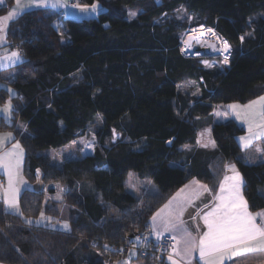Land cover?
<instances>
[{"label": "trees", "instance_id": "obj_1", "mask_svg": "<svg viewBox=\"0 0 264 264\" xmlns=\"http://www.w3.org/2000/svg\"><path fill=\"white\" fill-rule=\"evenodd\" d=\"M13 3L0 4V15ZM78 4L101 9L84 19L34 9L8 30L10 45L25 52L14 80L0 70V105L10 100L13 107L9 119L0 115V132H14L26 153L25 174L33 184L40 177L42 188L23 191L21 214L0 205V263L108 264L125 261L136 247L135 259L162 264L155 248L153 255H142L134 237L147 234L155 211L191 178L216 190L226 161L244 178L250 210L263 209L264 161L247 162L237 142L245 129L234 119L212 125L217 144L212 155L181 148L196 143L203 128L197 120L209 117L216 105L264 95V0ZM180 11L194 21L177 18ZM202 24L231 45L222 71L201 64L203 58L220 57L182 53V33ZM90 127H96L98 139L92 154L60 167L44 154ZM113 130L122 134L115 144ZM131 172L158 190L136 195L127 185ZM81 183L94 192L81 196ZM58 195L69 207L70 230L27 221L41 213L59 217Z\"/></svg>", "mask_w": 264, "mask_h": 264}, {"label": "snow or ice", "instance_id": "obj_2", "mask_svg": "<svg viewBox=\"0 0 264 264\" xmlns=\"http://www.w3.org/2000/svg\"><path fill=\"white\" fill-rule=\"evenodd\" d=\"M16 7L9 11L7 16L0 17V40L5 38V29L9 22L17 19L24 14V10L28 7H68L64 0H31L30 4L21 7V0H14ZM5 0H0V4H4ZM74 7L81 11H89L88 6L75 4ZM99 6L93 4L91 12H97ZM59 27V25H57ZM211 31V30H209ZM189 40L199 39V37H189ZM243 40V37H241ZM216 51L214 45H208ZM225 53L230 51L227 41L223 42ZM10 63L15 64L17 61L22 62L20 54L13 52L11 56L5 57ZM228 62V56L225 55V63ZM0 62V67H3ZM211 67V65H207ZM231 113L243 123L248 125L249 135L241 137V145L244 150H248L253 146L257 139L264 138V97L259 100L252 101L247 105L238 104L228 105ZM8 113L9 117L13 111L11 101L2 110ZM218 116H228V112H218ZM256 129V131H254ZM207 131H211L210 129ZM11 137H0V148H3L6 141ZM171 141H169L170 143ZM257 152L264 153V147H256ZM23 150L18 143L14 144L12 149L6 152H0V168L4 169L8 176V186L4 190V203L8 209L19 212V188L17 177L22 163ZM227 171L223 181L219 185V192L214 197V203L208 207L209 210L201 217L207 231L199 238L192 235L191 232L183 226L181 219L184 208H186L195 198L202 192H210L207 185L200 184L199 181H193L192 185L182 188L169 202L156 213L152 218V230L156 233L157 239H160L164 232L182 233L180 240L184 244L183 256L190 261L193 253L199 252L200 260L203 264H225L226 260H232L237 256H247L252 254L264 255V212L253 214L249 210L248 202L243 195V178L234 165L227 166ZM195 186V188H193ZM186 189H188L186 191ZM195 193V196L193 195ZM261 218V222L257 223V218ZM43 219V214H41ZM64 229L70 230L69 225L65 223ZM173 240H177V236H172ZM180 241H178L179 243ZM107 247V245L105 246ZM180 250L173 245L172 253L169 255L171 264H179L173 258L179 255ZM264 264V259L260 261Z\"/></svg>", "mask_w": 264, "mask_h": 264}, {"label": "crops", "instance_id": "obj_3", "mask_svg": "<svg viewBox=\"0 0 264 264\" xmlns=\"http://www.w3.org/2000/svg\"><path fill=\"white\" fill-rule=\"evenodd\" d=\"M69 1L70 0H64V2L67 3V5H68ZM6 2H7V0H5V3ZM30 3H31V0H21V7L23 8L25 5L30 4ZM81 6L83 7L84 5H81ZM91 6H88L89 11L84 12V11H81L79 8H76L74 6L71 7L69 5L66 8H63V7H56V8H54V7L51 6V3H49V6L48 7H35V6L28 7V8H26L24 10V13L27 12V11L34 10V9H50L51 11H54V12L56 11V12L63 13V15L65 17H71V18H76V19H84V18L96 16L99 13L100 9H101L100 5H98L99 6L98 11L97 12H91L90 11ZM15 7H16V5H15V2H14L13 5L9 8V10L5 14L0 15V17L7 16L8 13H9V11L12 10V9H14ZM15 20H13V21H15ZM13 21H11V22L8 23V25H7L6 29H5V34H4L5 38L3 40H0V62H2L3 65H4L3 67H0V70H5V72L2 75H3V77L5 79L6 78H9L10 81L14 80V78H15L14 75H15V72H16V68L15 67H17L19 65V63H20V61H17L15 64H12L8 60L4 59L5 57L11 56V54L13 52H17L12 47V45H10L9 39H8V30H9L10 25L13 23ZM20 57L22 59V56L21 55H20ZM0 87H2V81H0ZM260 97H264V95H262ZM260 97L256 98L255 100L259 99ZM9 101L10 100H8L5 104L0 105V115H2L6 119H9L10 117H9L8 113L3 112L2 110L7 106V104H8ZM217 110L223 111L222 104L216 105L215 108H214V110H213V112H212V114L209 117H206V118H202V119H198L197 120V122L201 126H203V128L200 129L199 132H198L196 143L193 146H190L188 148L185 147L192 154H195V153L201 151L203 153V156H209V155H212L213 152L216 151L217 144H216V142H215V140L213 138V135H212V125L214 123H217V122H225V121H227L229 119H233L235 117L231 113H229L228 116H226V117L223 116L221 118V116H218L217 115ZM235 120L240 125H242V120H238L236 117H235ZM243 125H245V124H243ZM209 129L211 130L210 132L207 131ZM244 129H245V132L243 134L237 136V142H238V144L240 145V147L242 149H243V147L241 145L240 138L241 137H247L249 135V133H246L247 132L246 128H244ZM8 136H10L11 138L6 141V143H5V145H4L3 148H0V152L9 151V150L12 149V147H13L14 144L18 143L20 145V147L22 148V150H23L22 163H21V166H20V169H19V171H20L23 167H25V165H27L26 164V153H25V150H24L23 146L21 145V143L19 142V140L15 137L14 132H12V131H3V132H0V137H8ZM256 147H264V138L255 140L254 143H253V146L251 148H249L248 150H244L243 149V151L245 152V158H246V160H247L248 163L256 164V163H260V162H263L264 161V153L257 152L255 150ZM229 165H234L235 168L238 170V168H237V166H236L235 163H233L231 161H226L225 164H224V172H223V174H222V176H221V178L219 180V183H218V186H217V189L216 190H213L211 188L209 182H206L204 180H200L198 178L193 177L188 182H186L183 186H181L179 189H177L176 191H174L173 194L170 196V198L158 210H156L155 213L150 218L149 224H148V232H147V235L149 236V238H151L152 240H154L157 237L156 233L152 230V223H153L152 218H153V216H155L157 212H159L162 208H164V206L166 204H168V202L178 192H180V190L182 188H186V186L192 185V182L193 181H199L200 184L207 185V187L211 191L210 192H202L198 196H195V193H193V195L195 196V198L192 199L191 203L186 208H184L183 215H182L181 219L183 221V226L185 228H187V230L189 232H191L194 237L199 238L201 235H203V233L207 231V228L204 225V222H203L202 218L200 219V221H201V223L203 224V227H204L203 228V231H201L199 229V227H197L196 223H195V225H196V231H192L189 227H187V225L185 224V222L183 220L184 214H185V212L187 211V209L189 207H191L196 201H198L199 199L205 197L206 195H209L211 197L208 205L211 206L214 203V197L219 192V185H220V183L223 181V178H224V176L226 174H230L227 171V166H229ZM238 172L240 173L239 170H238ZM240 175L243 178V176H242L241 173H240ZM17 180H18V188H19V200H20V197H21L23 191L25 189H27V186L29 187L30 181L27 178L26 174L21 173V171L19 172V175L17 177ZM144 181H149V184H153V182H151L150 180H144ZM243 181H244V178H243ZM0 182H1V184H0V205L3 207V209L5 211L12 212V213H15V214H21L22 212H21L20 202H19V212L15 211V210H12V209H8L7 205L4 203V190L7 189V186H8V176H7V173L5 172V170L2 169V168H0ZM244 184H245V181H244ZM244 184H243V195H244ZM193 188H195V186H193ZM157 190L158 189H156L155 191H157ZM187 190L188 189H186V191ZM260 192H262L264 194V186H262L260 188ZM208 210H209V208L204 206L202 208V211H201V217ZM249 210H250V208H249ZM251 212L253 214H257V213H260V212H264V208L261 209V210H259V211H256V212H253V211H251ZM28 222L31 223V221H28ZM260 222H261V218L258 217L257 218V223H260ZM50 227H52V226H50ZM52 228H54V227H52ZM55 228H59V226H56ZM162 234H167V235H171V236L176 235L177 236L176 246L180 250V254L179 255H174L173 258L175 260H177L179 262V264H203V261L200 260L199 252L198 251L195 252V253H193L190 261H189V259L187 257H184L183 259L181 258L183 256V248H184V244L180 240V238L182 236V233H180L179 231H176V232H171L170 231V232H164ZM178 241H180V242L178 243ZM133 248H135V247H132L129 250V252H131L132 255H135V252L136 251ZM136 250H137V248H136ZM133 251H134V253H133ZM137 254H138V250H137ZM262 259H264V255H262V254H252V255H247V256H237V257H235L232 260H226L225 261V264H260V261ZM0 264H2V263H0ZM114 264H146V263L143 260L140 261L138 259H135V257H132L130 259L128 257H126V260L125 261H115ZM162 264H171V261L169 260V256L164 257V259L162 261Z\"/></svg>", "mask_w": 264, "mask_h": 264}, {"label": "rangeland", "instance_id": "obj_4", "mask_svg": "<svg viewBox=\"0 0 264 264\" xmlns=\"http://www.w3.org/2000/svg\"><path fill=\"white\" fill-rule=\"evenodd\" d=\"M61 15H62V13H61ZM176 17L179 18V19L187 20L188 23H190V24L194 21L193 19H191L192 17L187 15L184 11L178 12L176 14ZM203 29H209V28H207L205 25L202 24V25H199V26H196V27L190 29L189 31H185L184 33H182L181 38H180V42H181V50H182V53L184 55H186V56H202V57L204 56V54L201 55V54L189 53L186 50V47H185V40H186L187 36L192 34V33H195V32H198L200 30H203ZM231 50L232 49H231V45H230V51H229V54L227 55L228 58H229V56L231 54ZM214 55L217 56V57H220V58L219 59L211 58V57L203 58L201 60V64L206 69H218L219 71L224 70L228 66V62L225 63V55L224 54H214ZM206 64L207 65H211V67H207ZM187 87L188 86L186 85V88ZM255 99L250 100V101L245 102V103H243V102L224 103V104H222L223 111L217 110V113L218 112L231 113V109L228 108V105L238 104V105L244 106V105L249 104L252 101H256ZM257 100H259V99H257ZM233 116H235V115H233ZM222 117L223 116H221V118ZM233 119L235 120V117ZM101 124H102V122L97 121V126L101 125ZM243 124H245V125H243ZM240 126L246 128V130H247L246 133H249L248 125L246 123L242 122V125H240ZM95 131H96V127L95 128L90 127V128L87 129V131L82 136L78 137L77 139H75L74 141L69 143L68 145H66L64 147H61L59 149H53V148L48 149L47 151H44V154L50 158V161H51L52 164H54V165H56L58 167H60L64 162H66L68 160L79 159V158H82V157H84V156H86L88 154H92L94 152L97 144H98V139H97V135H96ZM254 131H256V129H254ZM185 147L188 148L190 146H184V148H181V149H186L187 150V148H185ZM26 168L27 167L25 165V167H23L20 170L21 173L25 174ZM127 185H128V188L132 192H134L136 195H139V196H142L144 194L143 192H145V193L147 191L155 192V190L158 189V187L154 183L153 184H149V181H144V180L142 181L137 176V174L134 173V172H131L129 174L128 179H127ZM91 186L92 185H89L88 183H86V184L85 183H81L79 185V187H80L79 188V194L81 196H84L86 194H92L94 191H93V188ZM33 188H34V184L30 182V185H29V187L27 186V189H33ZM27 189H25V190H27ZM56 201H57L56 205H54V206H56L58 208V211L60 212L59 214H61V215H59V217L50 216L48 214L41 213V214H43V219L41 218V214H40L37 218H27V219H29L28 221H31V223L36 224V225L52 226L54 228L56 226H59V228H61L62 230H66V229H64L63 225L65 223H67L69 225V220H70L69 207H68L67 204H65V202H61V196L60 195H58L56 197ZM134 242H135V246L139 245L140 242H141V238L138 237V236H135L134 237ZM133 249H135V251H136L135 255H132L131 252H127V254L125 255L129 259L132 258V257H136V255H137L136 247L133 248ZM133 253H134V251H133ZM114 263L115 262H109L108 264H114Z\"/></svg>", "mask_w": 264, "mask_h": 264}, {"label": "bare ground", "instance_id": "obj_5", "mask_svg": "<svg viewBox=\"0 0 264 264\" xmlns=\"http://www.w3.org/2000/svg\"><path fill=\"white\" fill-rule=\"evenodd\" d=\"M189 37H199V39L189 40L188 39ZM224 41H227V40L222 38L220 35H218L214 29L209 28V29H203V30H200L198 32L188 35L185 40V47H186V50L192 54L203 55L206 53H213V54L228 55L229 52L225 53L222 50ZM208 45H214L216 49H221V51H216L212 47H209Z\"/></svg>", "mask_w": 264, "mask_h": 264}, {"label": "built area", "instance_id": "obj_6", "mask_svg": "<svg viewBox=\"0 0 264 264\" xmlns=\"http://www.w3.org/2000/svg\"><path fill=\"white\" fill-rule=\"evenodd\" d=\"M79 3V0H70L68 5L73 7L75 4ZM181 43V42H180ZM21 56L24 54L25 50L23 47L15 44L13 47ZM1 184V182H0ZM141 238V245L139 247V251L142 255H150L152 254L154 248L156 249L155 253L158 256V260L160 258H164L169 256L172 253L173 245H176V240L172 239L171 235L162 234L160 239L157 237L152 240L149 236L145 233L140 236ZM154 245V247H153ZM153 255V254H152Z\"/></svg>", "mask_w": 264, "mask_h": 264}, {"label": "water", "instance_id": "obj_7", "mask_svg": "<svg viewBox=\"0 0 264 264\" xmlns=\"http://www.w3.org/2000/svg\"><path fill=\"white\" fill-rule=\"evenodd\" d=\"M204 55H214L213 53H206ZM122 139V134L120 132H117L116 130H113V138L112 143L115 144L119 140ZM42 188V181L39 177L38 181L34 184L35 190H40ZM211 197L209 195H206L205 197L199 199L196 201L191 207L187 209V211L184 214L183 220L187 227H189L192 231H196V225L199 227L201 231H203V224L201 223V211L202 208L205 206V204H208ZM196 223V225H195ZM128 246V242L126 243Z\"/></svg>", "mask_w": 264, "mask_h": 264}]
</instances>
